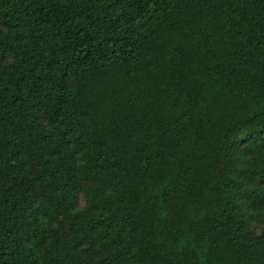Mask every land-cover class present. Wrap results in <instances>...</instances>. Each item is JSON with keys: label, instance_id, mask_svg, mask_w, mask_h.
I'll return each mask as SVG.
<instances>
[{"label": "trees", "instance_id": "obj_1", "mask_svg": "<svg viewBox=\"0 0 264 264\" xmlns=\"http://www.w3.org/2000/svg\"><path fill=\"white\" fill-rule=\"evenodd\" d=\"M0 264H264V0H0Z\"/></svg>", "mask_w": 264, "mask_h": 264}]
</instances>
